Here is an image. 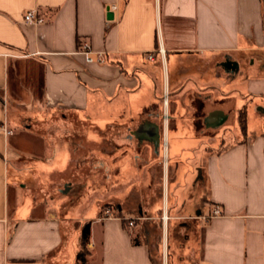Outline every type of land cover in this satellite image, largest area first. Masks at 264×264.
<instances>
[{
  "label": "crops",
  "instance_id": "crops-1",
  "mask_svg": "<svg viewBox=\"0 0 264 264\" xmlns=\"http://www.w3.org/2000/svg\"><path fill=\"white\" fill-rule=\"evenodd\" d=\"M255 100L264 115V0H0V264H153L133 229L156 216L162 264H264ZM133 146L164 158L159 201L125 186Z\"/></svg>",
  "mask_w": 264,
  "mask_h": 264
},
{
  "label": "rangeland",
  "instance_id": "rangeland-1",
  "mask_svg": "<svg viewBox=\"0 0 264 264\" xmlns=\"http://www.w3.org/2000/svg\"><path fill=\"white\" fill-rule=\"evenodd\" d=\"M249 60L250 57L247 58H243L242 64L239 67L238 70H240V72L243 74V76H245V74L247 72H245L244 70L247 69L249 67ZM174 61H179V63L182 66L188 65V64H193L191 62H189V60L186 58V56H180V58H174ZM235 64V63H234ZM239 72V71H238ZM240 100V99H238ZM260 105L258 101H253L252 104L249 105V111H248V115H249V120H250V129L252 130H259L260 128V119L264 118V115H261L259 112L254 111L253 112V108L256 107L255 105ZM260 107V106H259ZM256 109L258 110V107H256ZM156 110H160V107H158ZM159 125L162 122L161 120H155ZM99 122H103V121H99ZM135 122V121H133ZM136 126L133 124V126L131 127V129H134ZM122 138V137H121ZM107 135H102L101 136V140H104L103 142H101V149L102 152L104 154L107 153ZM160 137H156L155 140H159ZM162 142V141H161ZM172 141L170 142V146L171 149L173 148L172 146ZM174 148H178V146H174ZM157 149H161V147ZM123 148H120L116 154L117 157L120 156V154L123 153ZM132 157H131V167L132 170L131 172H133V176H127L129 177L126 181V187H129L128 183H130V180L133 181L132 182V188L138 187L140 189L141 187V182L140 180H144L145 182L148 183V185H150L148 190H144V197H151L153 198V200L155 201H159V199H161V195H162V191H161V166L163 164L164 158L163 156H161V154L158 153L157 157L151 158V156H148V158H145V152H141L139 150H137V148H135L134 146L132 147ZM147 161V162H146ZM138 166L141 167L143 166V168H140V171L138 170ZM101 175L103 176V171L101 170ZM121 175H117L116 177H120ZM125 176V175H124ZM123 178V174L122 177ZM102 188L105 189H101V190H105V192L107 191V184H103ZM137 188V189H138ZM116 191L117 193H122L123 192V184L118 185V181L116 183ZM87 195H86V199L83 202L84 206L83 207H87V205H90L92 202V198L93 196L90 195L91 194V189L87 191ZM89 195V197H88ZM133 197L135 196V194H132ZM138 197V196H137ZM136 202L138 201V199H135ZM134 199H132L130 202L133 203ZM135 202V201H134ZM107 207V205H100L101 210L103 211L105 208ZM134 216H137V213L134 214ZM141 218V217H139ZM123 219V218H121ZM160 217L156 216L154 218L153 221H145L142 220L141 222L139 221L137 223V225L134 227L133 229V236L137 235L136 237L143 242H146L150 248L151 251V256L153 259V264H162L161 260H160V255H159V250L157 249V246L159 244L160 241V237H161V228L159 227V220ZM142 233V236H140ZM136 238V239H137ZM178 242L182 243V237H178Z\"/></svg>",
  "mask_w": 264,
  "mask_h": 264
},
{
  "label": "built area",
  "instance_id": "built-area-1",
  "mask_svg": "<svg viewBox=\"0 0 264 264\" xmlns=\"http://www.w3.org/2000/svg\"><path fill=\"white\" fill-rule=\"evenodd\" d=\"M116 7L113 6L109 9V11H115ZM23 22L28 24V25H40L45 22L44 18L38 13L36 10H30L26 11L23 15ZM80 54L84 56V60L86 63H92L94 61L102 63V55L97 54L96 58L93 57V53L91 52L90 46L87 42H82L79 46V51ZM148 59H152V56L150 55ZM0 133L3 135H9L11 132L4 126L0 125ZM114 210L111 207H106L104 209V219H110V218H116L114 216ZM222 215V211L220 207L214 206L211 213L209 215L202 216L201 219L205 222L209 221L210 219L214 217H219ZM139 218H123L121 220L126 221L128 226L131 227L134 225V222L138 220Z\"/></svg>",
  "mask_w": 264,
  "mask_h": 264
},
{
  "label": "trees",
  "instance_id": "trees-1",
  "mask_svg": "<svg viewBox=\"0 0 264 264\" xmlns=\"http://www.w3.org/2000/svg\"><path fill=\"white\" fill-rule=\"evenodd\" d=\"M239 124L242 130L246 129V109H242L239 114ZM263 137H264V132H263Z\"/></svg>",
  "mask_w": 264,
  "mask_h": 264
},
{
  "label": "bare ground",
  "instance_id": "bare-ground-1",
  "mask_svg": "<svg viewBox=\"0 0 264 264\" xmlns=\"http://www.w3.org/2000/svg\"><path fill=\"white\" fill-rule=\"evenodd\" d=\"M164 220H166V217H164Z\"/></svg>",
  "mask_w": 264,
  "mask_h": 264
}]
</instances>
